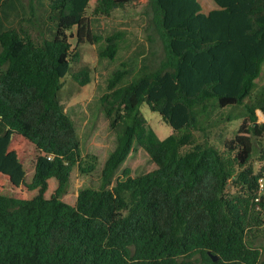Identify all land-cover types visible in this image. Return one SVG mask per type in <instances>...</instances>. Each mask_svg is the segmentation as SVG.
I'll use <instances>...</instances> for the list:
<instances>
[{
  "label": "trees",
  "instance_id": "trees-1",
  "mask_svg": "<svg viewBox=\"0 0 264 264\" xmlns=\"http://www.w3.org/2000/svg\"><path fill=\"white\" fill-rule=\"evenodd\" d=\"M91 1L98 15L150 3L165 54L156 70L121 86L126 71H113L99 103L117 143L99 187L82 188L72 205L62 197L82 149L59 92L67 74L82 85L90 79L87 67L71 70L77 52L69 40L74 27L78 44L100 39L85 16ZM213 2L205 12L198 0H48L40 41L25 29L0 32V264H264L254 246L264 231L262 173L249 165L264 139V93L222 148L194 135L214 103L239 105L252 95L264 62V0ZM118 47V34L107 36L99 55L112 58ZM143 102L172 134L157 136ZM137 147L156 168L136 177L126 169L112 184ZM50 179L57 187L45 197Z\"/></svg>",
  "mask_w": 264,
  "mask_h": 264
},
{
  "label": "rangeland",
  "instance_id": "rangeland-1",
  "mask_svg": "<svg viewBox=\"0 0 264 264\" xmlns=\"http://www.w3.org/2000/svg\"><path fill=\"white\" fill-rule=\"evenodd\" d=\"M198 1L205 12L217 8L213 0ZM47 2L48 0H0V32L11 27L25 29L34 39L40 41L45 33L43 20L46 18ZM94 5L91 1L85 16L90 31L100 39L78 44L74 27L70 31L72 36L69 40L71 48L77 52L71 70L77 72L87 67L90 79L82 85L74 79L73 74H67L62 79L63 86L59 92V99L64 110L74 122L82 149L81 167H73L66 193L62 197L63 201L72 205L75 204L82 188L99 187L103 164L117 143L116 133L110 127L108 118L99 103V98L108 91L109 78L113 71L118 68L126 71L124 77L116 84V87L121 86L143 72L156 70L165 54L163 39L152 23L154 12L150 3L114 8L109 14L100 15L94 13ZM112 34L119 36L118 50L112 58L101 57L99 51L106 46V37ZM255 83L256 87L252 95L245 98L242 104L220 107L214 103L210 111L199 119L200 129L194 132L197 141L202 142L208 139L222 148L225 140L233 138L246 115L247 106L264 93V62ZM139 109L159 138L163 139L173 133L172 127L163 121L157 111L151 110L146 102H143ZM257 123H264V114L259 109ZM206 126L209 127L202 131L201 128ZM263 150L264 139L255 141L249 162L254 173H262V178L259 179L258 196L264 190V161L260 159ZM24 162L25 181L29 182L34 175V159H25ZM90 166H94V169L90 172L83 171ZM155 168L156 165L148 153L137 147L119 166L113 176L112 184L115 180L123 178V171L126 169L130 170L132 177H136ZM56 187L57 181L50 179L45 197H49ZM239 189V185L230 186L231 193L238 192ZM6 193L10 194L9 191ZM35 194V191L28 192L26 196L32 197ZM254 200L258 201L257 198ZM254 246L259 248L261 259L264 261V231L257 233L254 237Z\"/></svg>",
  "mask_w": 264,
  "mask_h": 264
},
{
  "label": "water",
  "instance_id": "water-1",
  "mask_svg": "<svg viewBox=\"0 0 264 264\" xmlns=\"http://www.w3.org/2000/svg\"><path fill=\"white\" fill-rule=\"evenodd\" d=\"M217 255H213V260H217Z\"/></svg>",
  "mask_w": 264,
  "mask_h": 264
}]
</instances>
